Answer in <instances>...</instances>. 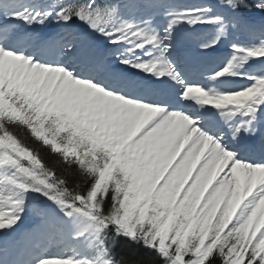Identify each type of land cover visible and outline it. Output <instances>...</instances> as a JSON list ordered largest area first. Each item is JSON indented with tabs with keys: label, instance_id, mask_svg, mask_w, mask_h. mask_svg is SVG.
<instances>
[{
	"label": "snow or ice",
	"instance_id": "snow-or-ice-1",
	"mask_svg": "<svg viewBox=\"0 0 264 264\" xmlns=\"http://www.w3.org/2000/svg\"><path fill=\"white\" fill-rule=\"evenodd\" d=\"M0 264H264V0H0Z\"/></svg>",
	"mask_w": 264,
	"mask_h": 264
},
{
	"label": "trees",
	"instance_id": "trees-1",
	"mask_svg": "<svg viewBox=\"0 0 264 264\" xmlns=\"http://www.w3.org/2000/svg\"><path fill=\"white\" fill-rule=\"evenodd\" d=\"M26 143L30 144L31 146H34L31 140H26ZM39 151H40V155L43 158L44 163L48 164L51 167L53 162L52 155L43 149H39ZM57 174L58 175L61 174L59 170L57 171ZM64 175L69 180V186L73 187L76 182L75 176H68L67 173H64ZM116 254L118 258L124 257L126 259H131V258L140 259L144 255V252L143 249H138L136 246H130L122 243L120 247L116 249Z\"/></svg>",
	"mask_w": 264,
	"mask_h": 264
},
{
	"label": "bare ground",
	"instance_id": "bare-ground-1",
	"mask_svg": "<svg viewBox=\"0 0 264 264\" xmlns=\"http://www.w3.org/2000/svg\"><path fill=\"white\" fill-rule=\"evenodd\" d=\"M207 2L208 1H206V0H202V1H198V2H196L195 4H197V3H202V4H207ZM229 46V45H228ZM7 210V209H6Z\"/></svg>",
	"mask_w": 264,
	"mask_h": 264
},
{
	"label": "rangeland",
	"instance_id": "rangeland-1",
	"mask_svg": "<svg viewBox=\"0 0 264 264\" xmlns=\"http://www.w3.org/2000/svg\"><path fill=\"white\" fill-rule=\"evenodd\" d=\"M48 1V0H47ZM31 224V220L26 221L25 225H30Z\"/></svg>",
	"mask_w": 264,
	"mask_h": 264
}]
</instances>
